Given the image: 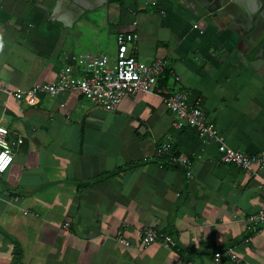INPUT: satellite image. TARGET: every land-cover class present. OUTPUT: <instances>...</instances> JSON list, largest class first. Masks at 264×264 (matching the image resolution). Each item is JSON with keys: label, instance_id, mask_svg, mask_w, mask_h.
Listing matches in <instances>:
<instances>
[{"label": "crops", "instance_id": "crops-1", "mask_svg": "<svg viewBox=\"0 0 264 264\" xmlns=\"http://www.w3.org/2000/svg\"><path fill=\"white\" fill-rule=\"evenodd\" d=\"M106 3L114 41L136 32L137 61H165L159 87L188 91L230 146L264 154V45L188 0H84L71 21L55 18L53 0H0V82L25 89L54 81L65 55L107 54L76 52L82 42L65 34ZM163 95L138 91L108 111L75 89L34 104L0 90V124L23 140L0 174V264H216L226 248L239 264H264V221L247 240L258 179L219 163L215 142L194 128L175 127ZM166 136L174 155L190 159L188 175L170 155L156 156ZM145 226L176 245L137 246Z\"/></svg>", "mask_w": 264, "mask_h": 264}, {"label": "built area", "instance_id": "built-area-1", "mask_svg": "<svg viewBox=\"0 0 264 264\" xmlns=\"http://www.w3.org/2000/svg\"><path fill=\"white\" fill-rule=\"evenodd\" d=\"M136 32L123 31L116 35V50L113 55L85 51L78 54H68L64 57V65L58 72L54 81L34 84L28 88H10L0 82V90L7 95H12L26 100L30 104L44 95L56 96L65 91L77 90L80 95L92 104L99 105L108 111H113L122 100L134 93L141 91L163 93L162 101L165 108L172 113L176 120L177 128L192 127L198 136L207 141H214L219 153L218 162L225 165H233L252 177L258 179V189L261 192V206L258 212L248 218L250 235L258 232L257 224L264 221V177L260 169L264 166L263 153H247L230 146L225 137L217 128L206 122L197 101L188 100L189 93L186 90L168 92L159 87L158 78L166 70L167 66L163 59L156 58L150 63H140L135 57ZM175 80L179 78L174 76ZM169 136L156 148V156L170 155L171 160L183 167L189 174L190 159L182 155H174L169 144ZM23 142L19 136L11 135L9 129L0 124V174L4 173L13 161L14 149ZM67 226V223H65ZM118 240L125 245L129 241L122 238V231L116 233ZM162 241L168 247H174L175 241L168 235L160 234L151 226H145L140 230L137 246H148L153 242ZM213 262L219 264L228 260L239 264L241 259L231 248L215 251Z\"/></svg>", "mask_w": 264, "mask_h": 264}, {"label": "water", "instance_id": "water-1", "mask_svg": "<svg viewBox=\"0 0 264 264\" xmlns=\"http://www.w3.org/2000/svg\"><path fill=\"white\" fill-rule=\"evenodd\" d=\"M198 11L205 8L209 13L218 17H227L229 22L240 24L246 30V41L260 39L264 45V0H188ZM76 0H55L53 12L56 19L71 11L80 12L81 5ZM69 15V14H68ZM72 16L69 15V21ZM253 42V41H252Z\"/></svg>", "mask_w": 264, "mask_h": 264}, {"label": "rangeland", "instance_id": "rangeland-1", "mask_svg": "<svg viewBox=\"0 0 264 264\" xmlns=\"http://www.w3.org/2000/svg\"><path fill=\"white\" fill-rule=\"evenodd\" d=\"M116 3V2H113ZM113 3L103 4L101 7L91 11H85L82 15H79L77 19L73 21L71 27L66 29V38L72 42H82V46H76V52L84 50H94L106 52L109 55L114 54L116 50V43L113 35L108 34L111 26L109 23V10L112 9ZM52 4V3H51ZM55 4V0H53ZM47 5V4H46ZM49 6L45 8L49 9ZM54 6V5H53ZM111 20V19H110ZM100 42L99 46H96L94 41Z\"/></svg>", "mask_w": 264, "mask_h": 264}, {"label": "trees", "instance_id": "trees-1", "mask_svg": "<svg viewBox=\"0 0 264 264\" xmlns=\"http://www.w3.org/2000/svg\"><path fill=\"white\" fill-rule=\"evenodd\" d=\"M165 71H166V70H165ZM165 71H164V72H165ZM164 72H163V73H164ZM161 76H162V75H161ZM161 76H160V77H161ZM160 77L158 78V82H159ZM166 162L171 164V161H170V160H168V161H166ZM20 255H21L20 246H19L18 243L15 242V244H14V252H13V257H12V262H14V263L17 262V261L19 260Z\"/></svg>", "mask_w": 264, "mask_h": 264}, {"label": "bare ground", "instance_id": "bare-ground-1", "mask_svg": "<svg viewBox=\"0 0 264 264\" xmlns=\"http://www.w3.org/2000/svg\"><path fill=\"white\" fill-rule=\"evenodd\" d=\"M76 1H77V3H79L80 5L85 6V5H84V0H76Z\"/></svg>", "mask_w": 264, "mask_h": 264}]
</instances>
